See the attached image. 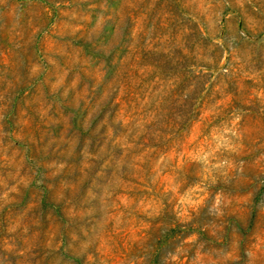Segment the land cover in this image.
I'll return each mask as SVG.
<instances>
[{
	"label": "rangeland",
	"instance_id": "rangeland-1",
	"mask_svg": "<svg viewBox=\"0 0 264 264\" xmlns=\"http://www.w3.org/2000/svg\"><path fill=\"white\" fill-rule=\"evenodd\" d=\"M0 264H264V0H0Z\"/></svg>",
	"mask_w": 264,
	"mask_h": 264
}]
</instances>
